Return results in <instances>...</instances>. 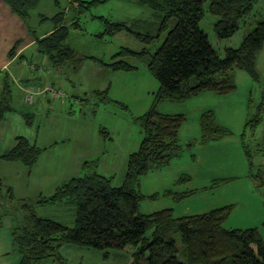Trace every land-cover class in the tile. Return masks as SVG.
<instances>
[{
  "label": "trees",
  "instance_id": "obj_1",
  "mask_svg": "<svg viewBox=\"0 0 264 264\" xmlns=\"http://www.w3.org/2000/svg\"><path fill=\"white\" fill-rule=\"evenodd\" d=\"M39 1L4 0L33 35L35 30L30 25V11L37 7ZM72 1L80 7L86 3L85 0ZM254 1L135 0L152 10L153 20L112 21L100 16L105 24L100 35H113L124 30L133 34L144 47L141 50L122 47L112 54L109 62L94 55L76 58L75 49L67 43L70 26L63 23L64 14L60 12L49 18L54 29L46 36H35L33 39L38 53L46 56L55 67L62 69L64 62L75 59L83 62L90 58L115 71H131L137 66L125 57L136 56L145 60L147 69L159 85L153 93L151 105L144 113L135 116L142 140L128 156L125 177L120 185H112L114 176L99 173L95 159L84 161L82 165L87 169L58 184L51 195L16 198L10 185L6 193L2 191L4 180L0 177V222L3 217L12 216V249L21 256L19 264H42L47 258L65 264L60 248L64 244L105 251V259L109 256L107 249L122 250L128 253L127 264H264V239L260 228H227L224 225L234 209L233 203L179 217L175 216L171 207L151 213L140 210V204L145 199L164 195L182 200L195 192L193 189H166L162 193L145 194L141 189V176L169 164L183 151L179 132L187 117L184 113L161 111V102H181L204 91L218 94L233 92L237 89L233 75L236 68L245 70L258 81L256 62L264 46V18L257 21L237 47H226L223 56L213 47L207 32L200 26L205 14L204 6L207 5L208 12L216 19L213 24L216 36L219 39L231 37L237 33L243 17L253 9ZM89 3H95V0ZM40 19L49 20L44 15H40ZM162 36V41L155 46V41ZM22 41L17 40L9 49L10 57L15 55ZM1 75L0 120L7 112L15 110L11 98V75L7 71ZM95 92L108 99V88ZM263 103L247 121L246 126L251 130L261 124ZM199 125L200 143L203 145L231 134L230 129L216 120V114L211 109L202 112ZM101 132L108 135L107 130ZM241 135V146L248 159L251 176L263 178L261 169L253 174L254 149L245 139V132ZM193 144L191 141L186 146L190 148ZM48 147L39 146L19 134L15 137L14 146L8 150L2 152L0 145V159L22 163L32 169ZM255 151L264 155V143L259 144ZM190 179V175L185 173L177 178L176 183ZM57 202L73 205L75 218L72 225L36 214L35 205L38 203Z\"/></svg>",
  "mask_w": 264,
  "mask_h": 264
},
{
  "label": "rangeland",
  "instance_id": "obj_2",
  "mask_svg": "<svg viewBox=\"0 0 264 264\" xmlns=\"http://www.w3.org/2000/svg\"><path fill=\"white\" fill-rule=\"evenodd\" d=\"M58 1L61 4L57 11H60L64 9L65 2ZM85 1L83 7H77L74 2L72 5L75 6L71 5L72 8L67 9V16H64V20L70 21L72 16L77 15L75 18L77 17L78 22L73 24L75 29L69 25V21L64 22L70 26L67 42L76 49V58L94 55L109 62L112 54L122 47L135 50L144 47L133 34L124 30L113 35H100L99 32L105 29L100 16L112 21L132 19L152 21L153 12L147 6H140L135 0L107 2L95 0V3ZM45 2L40 0L32 11H36ZM253 6V9L243 17L237 33L225 39L216 36L213 31L215 16L208 12L207 5L204 6L205 14L201 18L200 26L207 32L210 43L222 56L226 47H237L257 21L264 18V0H255ZM44 9L48 13V8ZM47 21L48 25L53 26L51 19ZM163 38L164 36L155 41L154 45L157 46ZM125 59L135 64L137 68L131 71H115L90 58L83 62L75 59L68 66H62V76L66 82L63 87L53 84L61 89L65 97L58 98L50 112L24 102L17 97L18 93L12 92L15 110L9 111L4 121L5 126L1 132L3 148L11 146L14 135L22 134L33 141L37 133L36 144L42 147L51 144L53 147L43 150L32 169L21 165L22 170L15 168L9 170L6 180L4 179L3 192L10 185L14 188L12 192L16 198H33L39 194L51 195L57 184L84 172L87 166L83 167L82 163L93 159L97 160L99 173L114 176L113 186L122 183L128 156L137 149L142 140L141 128L135 116L144 113L151 105L153 93L159 85L158 80H155L147 69L145 60L142 61L136 56H128ZM256 64L258 81L245 70L234 69L237 89L233 92L218 94L204 91L181 102L172 100L161 102L159 105L161 111L184 113L187 117L179 132L183 151L169 164L141 176V189L145 194L162 193L166 189L179 191L193 189L195 192L182 200L164 195L155 199H145L140 204V210L151 213L164 207H171L175 210V216L179 217L233 203L234 209L224 225L227 228L242 229L258 227L264 239V177L251 176L248 159L241 146V133L245 132V139L254 149L253 174L257 173L258 169L264 174V155L255 151L259 144L264 143V113L261 124L255 129L251 130L246 126L247 121L257 113V107L264 102V46ZM106 88L108 99L95 92ZM207 109L214 111L216 120L230 129L231 134L203 145L200 143L199 118ZM101 130H107L108 135ZM191 141L194 144L188 148L186 144ZM185 173L190 175L191 179L181 184L176 183L177 178ZM35 211L39 216L49 217L67 225H72L75 218L73 205L65 202L43 205L38 203L35 205ZM64 245L63 248L70 246ZM72 249L64 248L62 251L68 260L65 264H77L76 253ZM90 249L91 254L83 256V264L128 262V253L118 249H107L109 259L105 263L98 262L104 259L105 251Z\"/></svg>",
  "mask_w": 264,
  "mask_h": 264
},
{
  "label": "crops",
  "instance_id": "obj_3",
  "mask_svg": "<svg viewBox=\"0 0 264 264\" xmlns=\"http://www.w3.org/2000/svg\"><path fill=\"white\" fill-rule=\"evenodd\" d=\"M45 1H46L45 4L42 3L43 5H41L36 11L35 10L34 12L32 10L30 11V15H32L30 25L35 30L34 35H33L28 31V28L25 27V24L19 18V16H17L14 12L12 13L9 5H7L4 2V0H0V90H1V77H2L1 74L4 73V71H7L9 75H11V78L13 81L11 85L13 94L18 93L17 97L20 99H23L24 102L33 104V106L37 105L36 108L40 107V108L45 109L47 112H50L51 110H53L55 101H58L57 98L50 96L47 93L46 94L40 93L37 95L35 94L31 102H27L25 100V95L28 93V90H35L36 87L40 85L42 86L43 84L48 83V82L55 83L63 87L66 80L62 76V72L59 67H55L50 61H48L46 56L42 55L41 53H38L35 47V39H33V37L39 36V38H41L43 36H46L55 27L54 25L53 26L50 24L48 25L47 19L41 20L40 15H44L49 19L55 16L57 13L62 12L64 16H67L66 14L67 9L71 7V5L73 4L72 3L73 1L64 0L65 7L64 9H61L60 11H57V8L60 6L61 2H59L58 0H45ZM97 1L107 2L108 0H97ZM73 6L75 5H72V7ZM44 8H48L47 9L48 13H46ZM75 16L77 15L72 16V19L75 18ZM72 19L70 21L68 20L69 22L67 21V19L63 20V23L67 21L69 25L75 29V26H73V24L75 22L76 23L78 22L76 20L77 17L73 20ZM101 32L102 31H100L99 34ZM19 39L23 41L16 48L15 55L13 57H10L9 49ZM71 48L73 49V47ZM69 63H71V61L66 62V64H64L63 66H68ZM32 64L35 66H33ZM6 115L4 116L3 119L0 120V145H1L2 152L14 146L15 137L17 136V135L13 136V142L9 148L8 147L3 148L2 141H1L3 134H1V132L5 126L4 121H6V118H7ZM37 136H38V133L35 136L33 141L37 142ZM44 146L53 147L51 144L44 145ZM21 165L23 164L15 162V161L7 162V161L0 159V169L2 170L0 171V177L4 180L8 176V171L12 170L13 168L22 170ZM11 187L13 188V186ZM39 195L45 196L43 194H39ZM12 222H13L12 216L10 217L5 216L2 218L0 222V264H19L21 260L20 254H18L12 249V246H13L12 227H11ZM63 246L65 245H62L60 247L61 253L64 250V248H67V249H70L71 247L73 248L72 249L73 252L76 253L75 261L77 262V264H83L84 254L89 255L92 252L91 249L87 247H77L73 244H70V246H67L64 248ZM77 256L79 257L77 258ZM104 259L98 260V262L101 261L105 263L106 260H108L109 258L107 257L105 260ZM64 260H65V263L68 262V260L65 259V257H64ZM42 264H58V262L51 258H47V260H45Z\"/></svg>",
  "mask_w": 264,
  "mask_h": 264
},
{
  "label": "built area",
  "instance_id": "obj_4",
  "mask_svg": "<svg viewBox=\"0 0 264 264\" xmlns=\"http://www.w3.org/2000/svg\"><path fill=\"white\" fill-rule=\"evenodd\" d=\"M40 93H43V94L47 93L50 96H53L55 98H61V99H64V97H65V95L62 93L60 88H56L55 85L48 82V83L43 84L42 86L40 85V86L36 87L35 90H28V93L26 94V97H27L26 100L32 101L34 98V95L35 94L37 95Z\"/></svg>",
  "mask_w": 264,
  "mask_h": 264
}]
</instances>
